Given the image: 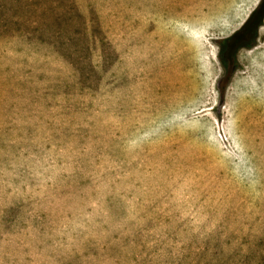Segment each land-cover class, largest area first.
I'll list each match as a JSON object with an SVG mask.
<instances>
[{
    "label": "rangeland",
    "instance_id": "rangeland-1",
    "mask_svg": "<svg viewBox=\"0 0 264 264\" xmlns=\"http://www.w3.org/2000/svg\"><path fill=\"white\" fill-rule=\"evenodd\" d=\"M260 0H0V264H264Z\"/></svg>",
    "mask_w": 264,
    "mask_h": 264
},
{
    "label": "trees",
    "instance_id": "trees-1",
    "mask_svg": "<svg viewBox=\"0 0 264 264\" xmlns=\"http://www.w3.org/2000/svg\"><path fill=\"white\" fill-rule=\"evenodd\" d=\"M264 19V0H260L249 14L241 27L228 39L221 42L220 61L225 69H229L234 52L239 48L252 47L257 38V32Z\"/></svg>",
    "mask_w": 264,
    "mask_h": 264
}]
</instances>
